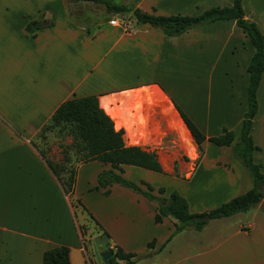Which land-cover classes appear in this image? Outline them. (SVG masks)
I'll list each match as a JSON object with an SVG mask.
<instances>
[{"label":"crops","instance_id":"crops-1","mask_svg":"<svg viewBox=\"0 0 264 264\" xmlns=\"http://www.w3.org/2000/svg\"><path fill=\"white\" fill-rule=\"evenodd\" d=\"M124 1L157 15H198L233 3ZM242 8L245 20L264 35V0H242ZM114 17L92 2L0 0V264H41L43 252L57 246L69 248L71 264H105L103 253L117 247L138 254L136 264H264L263 200L248 211L210 219L200 230L183 229L171 236L174 220L164 217L156 223V203L119 184H112L108 195L94 188L108 163L77 164L73 196L85 209L72 206L64 194L35 138L57 107L72 97L96 94L107 114L103 100H108L115 109L109 114L115 129L128 130L130 117L135 124L140 121L139 109L130 102L157 87L152 93L166 103L146 101L140 112L147 131L142 139L157 149L141 147L157 154L173 152L167 140L174 136L175 118L190 135L173 102L206 137L226 127L234 143L240 139L247 66L255 49L234 19L167 36L134 20L130 28L118 20L112 25ZM41 19L50 25L34 36L27 34L26 25ZM257 101L251 136L258 149L252 158L264 174V72ZM125 138L133 143L126 133ZM201 147L196 145L199 153L190 160L180 161L175 153L171 164L159 160L164 173L126 165L123 175L155 189L163 186L166 194L178 191L191 213L210 210L253 187L252 174L232 145L206 139ZM82 223L95 235L86 237ZM152 240L154 248L148 249Z\"/></svg>","mask_w":264,"mask_h":264},{"label":"trees","instance_id":"trees-1","mask_svg":"<svg viewBox=\"0 0 264 264\" xmlns=\"http://www.w3.org/2000/svg\"><path fill=\"white\" fill-rule=\"evenodd\" d=\"M74 1L101 4L107 15L111 16L121 17L128 14L136 23L148 24L161 30L167 36L180 35L192 27L217 20L234 19L236 21V24L249 37L255 49L247 66L249 74L247 110L242 120L240 139L234 143V134L226 127L222 129L220 134L206 137L183 110L176 103L173 102V104L199 150H202L201 144L206 139L218 146L232 145L235 156L250 170L254 184L246 192L210 210L191 213L188 201L178 191L171 190L166 194V189L163 186L155 189L144 180L135 182L127 179L123 175L126 165L158 173H164V170L154 150L151 151L138 145L126 143L125 130L123 128L115 129L112 117L100 106L98 95L91 94L72 97L61 103L39 132L43 137V132L58 129L59 137L68 136L71 139L67 147L73 149L77 156L73 166L70 168L66 166L71 162V157L67 154L65 145H60L63 147L64 153L61 162L51 163L47 159L46 162L61 183L64 194L70 198L72 206L82 205L80 199L73 196L77 164L90 161H100L110 165L109 169H104L97 174L95 189L103 188L105 189L104 195H108L110 193L109 187L112 184H119L156 203L157 210L154 215L156 223L162 222L164 217H170L174 220L175 228L171 236L183 229L200 230L210 219L245 212L262 200L264 201V174L261 171V166L253 161L252 152L258 147L254 144L251 136L252 121L258 109L257 89L264 72V35L255 23L245 20L242 0H233L232 6L210 7L198 15H157L128 6L118 0ZM49 25L50 23H45L41 19L29 22L25 29L27 34L34 36L38 30ZM40 154L45 158L42 153ZM83 208L85 209L84 206ZM106 235L108 236V234ZM147 248H154V240L148 242ZM69 251L66 246L48 249L42 254L41 264H71ZM108 251L112 252V256L105 260V264H136L140 257L136 253L125 252L120 247Z\"/></svg>","mask_w":264,"mask_h":264},{"label":"rangeland","instance_id":"rangeland-1","mask_svg":"<svg viewBox=\"0 0 264 264\" xmlns=\"http://www.w3.org/2000/svg\"><path fill=\"white\" fill-rule=\"evenodd\" d=\"M118 1H121L123 3L125 2L124 0H118ZM113 19L120 21L121 23L125 24L128 28L131 27V23L133 22V19L128 14H124L121 17L116 16ZM157 90H159L157 87H154L152 89L148 88L146 93L138 94V97L136 99L134 97L135 100H132L130 102V104H135L137 108L139 109V118H140V121L136 122V124L133 122V119H131V117L130 119L128 118L132 124L128 125L129 126L128 130L127 129H124V130H125V133L129 135L132 139L133 143H130V144L139 145L138 143H140V146L142 147H146L150 149L154 148V150L157 149L155 148L156 145L150 144V140L147 141L146 139H142L143 136H147V133H146L147 131L145 128V117L140 116V112L142 111L144 103L146 101H150L155 104L157 103L159 104V106L163 105V103H166V98L164 97L162 98L160 95H158V93H152ZM173 125H174V136L173 138H169V140H167L169 143L167 147L171 148L173 152L167 151L166 153H160V152L158 154L156 153L159 160L162 163L171 164L172 161L174 160L173 159L174 153L175 155H177V158L180 161L190 160L191 156H195V154L199 153L198 149L196 148L195 142L193 141L191 137V134L189 135L185 131L182 132V130L180 129L181 127H183L182 122L175 118V120L173 121ZM140 131H142V133H140ZM128 140L130 139L128 138ZM70 141L71 140L68 136L64 138L59 137L58 129H53V130L43 132V137L40 134H38L35 138V145L37 149L39 150V152L42 153L44 157L51 163H58L63 160V155H64L63 147H61L60 145H63V146L65 145L67 148L65 150L67 151V154L71 157V162L67 164L66 166L70 168L76 163V159H77V156L73 152V149H70L67 147ZM136 141L138 143H135ZM192 147L194 149H192ZM153 180L156 183L162 181L161 177H153ZM75 207L80 208V206H75ZM74 214H75V218L79 221L80 220L79 213L74 210ZM79 227H80V231L83 232L86 235V237H88V235L90 236L95 235V232H91V233L88 232L89 229L86 223L80 224ZM93 248L96 249L98 254L100 253V250L96 242L93 243Z\"/></svg>","mask_w":264,"mask_h":264},{"label":"bare ground","instance_id":"bare-ground-1","mask_svg":"<svg viewBox=\"0 0 264 264\" xmlns=\"http://www.w3.org/2000/svg\"><path fill=\"white\" fill-rule=\"evenodd\" d=\"M105 99V98H104ZM103 105L107 108L108 112L110 115H113V113L115 112V109L114 108H111L110 107V103L108 100H103Z\"/></svg>","mask_w":264,"mask_h":264},{"label":"water","instance_id":"water-1","mask_svg":"<svg viewBox=\"0 0 264 264\" xmlns=\"http://www.w3.org/2000/svg\"><path fill=\"white\" fill-rule=\"evenodd\" d=\"M112 256V252L106 251L103 253L104 260L109 259Z\"/></svg>","mask_w":264,"mask_h":264},{"label":"built area","instance_id":"built-area-1","mask_svg":"<svg viewBox=\"0 0 264 264\" xmlns=\"http://www.w3.org/2000/svg\"><path fill=\"white\" fill-rule=\"evenodd\" d=\"M110 24H112V25L116 24V20H111Z\"/></svg>","mask_w":264,"mask_h":264}]
</instances>
